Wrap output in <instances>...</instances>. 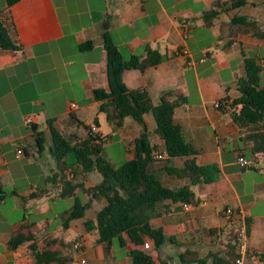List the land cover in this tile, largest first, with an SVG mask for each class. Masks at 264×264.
<instances>
[{"label":"crops","instance_id":"1","mask_svg":"<svg viewBox=\"0 0 264 264\" xmlns=\"http://www.w3.org/2000/svg\"><path fill=\"white\" fill-rule=\"evenodd\" d=\"M214 1L230 0H18L10 7L0 2L1 18L20 46L18 50L0 48V264H35L30 242L41 249L49 238L58 239L56 248L61 254L69 253L74 260L72 264H81L82 259L85 264H129L127 252L143 249L125 236L126 244L121 250L114 248L115 242L108 249L94 242L83 220L93 219L104 201L90 200L79 186L67 196L64 182L67 179L88 188L100 181V175L95 171L82 175L77 165L68 171L60 170L50 153L51 140L48 142L50 118L64 136L84 137L85 131L81 133L78 129L81 123L88 124L82 114L93 115L99 107L93 89L108 90L106 51L101 36L105 19L110 21V36L124 59L143 58L147 48L164 57L157 65L143 70L125 69L122 79L129 89H147L154 104L167 90H178L185 100L174 109L173 120L181 127L185 140L197 150L196 163H214L220 170L215 181L192 187L197 198L195 205L171 201L157 204L158 214L150 223L161 227L173 241L167 242L165 252L158 254L153 241L145 237L150 248L143 250L156 264L160 263L159 255L165 258V253L174 258L185 249L203 253L227 234L231 221L224 210L231 206L234 212L240 211V217L250 219L244 262L262 264L258 254L264 253V170L243 168L237 163L239 155L247 160L253 159V155L231 118L228 103L239 95L237 79L245 75L244 58L252 55L260 58L264 54V39L233 36L221 24L233 15H243L264 29V0H246L236 8L225 5L223 10L218 9L213 22L206 25L204 13ZM71 21L79 22V27L72 28ZM88 40L92 41V47L85 51L88 56L63 62L61 66L47 49L64 41H72L77 48ZM181 48L188 49L189 56L183 55ZM40 51L52 60L46 63L42 78L35 80L34 61ZM190 58L192 62L187 63ZM67 66L70 70H63ZM76 73L80 75V99H67L63 89L66 76ZM38 89L41 92L36 94ZM225 97L228 103L216 108L214 103ZM39 110L43 121L35 115ZM27 116L33 117L36 130L33 124H24ZM144 125L150 145H156L147 170L167 186L188 184V179L165 170L166 165L181 167L182 158L154 157L165 149L154 132L151 113L145 114ZM142 131L138 122L126 117L120 128L111 129L106 135V142L113 145L114 136L118 137L125 144L128 160L136 155L134 142ZM37 132L45 135L41 152L35 139ZM80 193L84 195L82 202L88 203L85 217L71 220L63 228L64 215L73 205L68 199ZM22 228L34 235L33 240L9 250L11 234ZM209 228L219 230L217 235H211ZM71 232L75 236L67 239L65 236ZM78 240L83 246L74 250L72 244ZM65 243L69 244L68 250L63 246Z\"/></svg>","mask_w":264,"mask_h":264},{"label":"trees","instance_id":"2","mask_svg":"<svg viewBox=\"0 0 264 264\" xmlns=\"http://www.w3.org/2000/svg\"><path fill=\"white\" fill-rule=\"evenodd\" d=\"M4 1L5 7H10L18 0ZM246 0H230L228 2L214 1L210 9L204 13V23L213 22L218 9L236 8L244 5ZM0 6V48L18 50L20 46L14 42L12 36L1 18ZM230 30L231 35H246L264 39V29L255 20L243 15H233L225 24H221ZM110 21L102 22V39L106 51V74L108 90L94 88L93 97L99 103L98 110L105 114L111 129L120 128L126 117L138 122L143 131L135 139V157L113 165L103 154L106 135L95 131V126L82 124L86 135L80 137L76 134L64 136L53 124L54 119H47V127L51 140L50 153L56 165L68 171L74 165L79 166L82 175L97 172L100 181L93 186L84 188L82 184H73L69 180L64 182L65 195H70L75 187H80L90 200L102 199L104 204L96 211L93 219H84L88 203H83L76 195L73 205L62 220V227L67 228L69 222L75 219H84L83 225L88 233L94 236L96 244H103L109 248L114 242L118 247H125L126 239L134 245L144 243L148 237L153 241L158 254L164 253L167 242L173 241V237L166 236L161 227H153L150 223L155 217L157 204L163 201L181 202L195 205L197 198L192 187L197 184H206L215 181L219 176V167L211 163L198 165L195 161L197 150L184 138L181 127L173 120L174 109L184 102V96L176 89H170L160 95L157 104H154L149 92L145 88L129 89L122 79L125 69L143 70L149 66L157 65L164 58L157 50L146 49L143 58L131 56L124 59L114 44L110 32ZM92 47V41L88 40L78 44L79 51H85ZM245 75L237 79L239 95L228 103L224 98L223 104L228 103L233 122L240 128L243 139L249 145V152L253 159L247 160L243 168L264 170V85L261 82V71L264 67V54L259 58L255 55L244 58ZM151 113L155 127L154 132L163 141L167 159L179 157L183 159L181 167L165 166L167 173L186 178L189 183L178 187L165 185L154 172L148 171L147 166L152 161V154L156 151V145H150L144 125V116ZM96 119L94 123L96 124ZM36 130V124H33ZM38 150H44L45 135L36 133ZM259 157V159H257ZM71 172V171H69ZM231 227L225 235L223 245H213L203 253L198 250L185 249L177 252L175 258L165 253V258H160L159 264H233L234 259L240 254L237 252L238 232L241 222L246 226L248 236L250 219L240 217V211L229 215ZM233 218V219H232ZM232 219V220H231ZM219 230L209 228L211 235H217ZM34 235L28 229L22 228L13 232L8 240L9 250L32 241ZM58 239L49 238L44 241L41 249L34 242H30V255L35 264H72L73 257L69 253L61 254L56 248ZM68 250L69 244H63ZM130 258L129 264H156L150 256L141 248H133L127 252ZM259 260L264 264V253L258 254Z\"/></svg>","mask_w":264,"mask_h":264},{"label":"rangeland","instance_id":"3","mask_svg":"<svg viewBox=\"0 0 264 264\" xmlns=\"http://www.w3.org/2000/svg\"><path fill=\"white\" fill-rule=\"evenodd\" d=\"M71 27L72 28H77L79 27V22L76 21H71ZM48 50L51 51L53 57L55 58V60L60 64V66L62 65L63 62L68 63L70 60H76L78 58H80V56H88L89 54L87 52H82L80 53L79 50H77V48L74 46V44L72 43V41H64L62 43L59 44H52L49 47H47ZM40 54L37 55L36 61H34V67H35V80L41 79L42 76L44 75L45 72V67H46V63L51 62L52 57L49 55H43L44 52L40 51ZM82 54V55H81ZM47 60V62H45ZM264 68V67H263ZM70 70V66L64 67L63 70ZM79 77L80 75L78 73L71 75L69 78L66 76V81L64 83L63 89L65 92V96L67 99H80V92H79ZM261 82L264 85V74L261 75ZM41 92L40 89L36 90V94H39ZM82 103V102H80ZM35 115L38 117V119L40 121H43V115L41 113V111H37L35 112ZM84 117V122L88 123L87 125H93L97 128V131L102 133L103 135H108L111 133V127L108 124L106 117L103 113L99 112V110L97 109V112H95L93 115H85L82 114ZM69 117H67L68 119ZM96 119V124L94 123V120ZM131 119V118H130ZM133 120V119H131ZM83 122V123H84ZM79 131L81 133H84V127L81 123L80 127L78 128ZM114 144H108L107 142L104 143V149H103V154L105 155V157L113 164V165H119L121 162L126 160V153L124 151V142L119 141V138L114 136ZM50 142V137H49V141ZM80 199L84 198L83 193H80L78 196ZM73 201L72 198L68 199ZM75 236L74 232H71L70 234H67L65 237L67 239H71L72 237ZM226 239L225 236L223 239H220L218 242H216V245H223L225 243ZM115 246L114 248H118L119 250H121L122 248L118 247L117 242L114 243ZM214 244V245H215ZM115 251H117L115 249Z\"/></svg>","mask_w":264,"mask_h":264},{"label":"built area","instance_id":"4","mask_svg":"<svg viewBox=\"0 0 264 264\" xmlns=\"http://www.w3.org/2000/svg\"><path fill=\"white\" fill-rule=\"evenodd\" d=\"M188 35V30L185 29L184 32H183V36L186 37ZM181 53L185 56H189V51L188 49L186 48H181ZM192 60L191 58L190 59H187V63H191ZM223 104V101L222 100H217L215 103H214V106L216 108H218L220 105ZM71 107H74V104H71ZM24 124L26 125H32L34 124V120H33V117L31 116H27L24 118L23 120ZM20 153L21 151L18 150V155L17 156H20ZM154 157L158 160H162L164 158H167V153L166 151L164 152H158L154 155ZM237 163L241 166V167H245L247 165V159L242 156V155H239L237 157ZM225 214L227 216L231 215L232 212H233V208L231 206H227L224 210ZM247 234H246V226L244 224V222H241L240 226H239V232H238V245H237V252L240 254L238 257H236L234 259V263L233 264H246L243 260V253L246 251V247H247ZM82 242L81 241H75L73 242L72 244V248L74 250H81L82 248ZM142 247L143 249L147 250L150 248V242L149 241H144V243L142 244ZM81 264H85V260L82 259L81 260Z\"/></svg>","mask_w":264,"mask_h":264},{"label":"water","instance_id":"5","mask_svg":"<svg viewBox=\"0 0 264 264\" xmlns=\"http://www.w3.org/2000/svg\"><path fill=\"white\" fill-rule=\"evenodd\" d=\"M263 165V163H260V166H262Z\"/></svg>","mask_w":264,"mask_h":264}]
</instances>
